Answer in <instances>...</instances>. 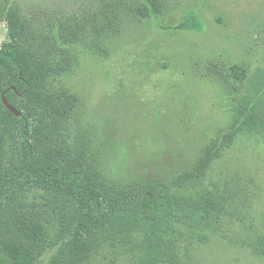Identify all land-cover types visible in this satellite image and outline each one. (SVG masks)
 Masks as SVG:
<instances>
[{
    "label": "rangeland",
    "instance_id": "obj_1",
    "mask_svg": "<svg viewBox=\"0 0 264 264\" xmlns=\"http://www.w3.org/2000/svg\"><path fill=\"white\" fill-rule=\"evenodd\" d=\"M156 1L154 12L149 0H0V49L15 15L44 54L73 53L70 72L49 84L76 98L69 132L83 136L107 182L188 174L177 194L222 200L216 222H173L182 262L264 264L248 247L264 236V138L242 127L204 160L235 123L251 74L264 71V0ZM140 255L102 243L89 264H139Z\"/></svg>",
    "mask_w": 264,
    "mask_h": 264
},
{
    "label": "trees",
    "instance_id": "obj_2",
    "mask_svg": "<svg viewBox=\"0 0 264 264\" xmlns=\"http://www.w3.org/2000/svg\"><path fill=\"white\" fill-rule=\"evenodd\" d=\"M149 1L158 11L157 1ZM8 22L10 40L0 49V264H39L47 251L53 252L49 264H89L108 242L124 252L140 249L139 264H187L179 258L173 222H216L222 200L177 194L188 174L171 184L107 182L83 136L69 132L76 98L52 93L49 84L70 72L73 53L58 47L44 54L15 15ZM248 81L235 123L210 145L205 161L242 127L264 138V71L256 69ZM141 229L145 238L136 242L132 232ZM248 247L264 260V236Z\"/></svg>",
    "mask_w": 264,
    "mask_h": 264
},
{
    "label": "water",
    "instance_id": "obj_3",
    "mask_svg": "<svg viewBox=\"0 0 264 264\" xmlns=\"http://www.w3.org/2000/svg\"><path fill=\"white\" fill-rule=\"evenodd\" d=\"M2 102L9 111H11L14 115L19 116V113L6 102L4 95H2Z\"/></svg>",
    "mask_w": 264,
    "mask_h": 264
}]
</instances>
